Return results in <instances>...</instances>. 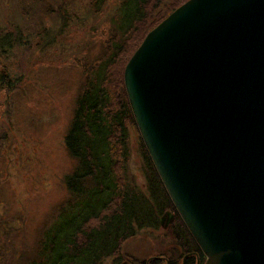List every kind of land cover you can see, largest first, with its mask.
I'll use <instances>...</instances> for the list:
<instances>
[{
  "label": "water",
  "instance_id": "95a60500",
  "mask_svg": "<svg viewBox=\"0 0 264 264\" xmlns=\"http://www.w3.org/2000/svg\"><path fill=\"white\" fill-rule=\"evenodd\" d=\"M145 36L123 82L165 192L205 264H264V0H187Z\"/></svg>",
  "mask_w": 264,
  "mask_h": 264
},
{
  "label": "rangeland",
  "instance_id": "374dc122",
  "mask_svg": "<svg viewBox=\"0 0 264 264\" xmlns=\"http://www.w3.org/2000/svg\"><path fill=\"white\" fill-rule=\"evenodd\" d=\"M117 7V0L106 6L97 0H0V37L12 34L16 41L0 49V264H15L13 249L28 254L68 198L64 177L75 162L64 138L86 77L117 50L111 23ZM137 43L123 44L111 59L107 78L115 95ZM133 126L130 167L139 182V132ZM176 220L124 243L122 264H168L167 257L184 255L173 237ZM188 256L205 264L204 256Z\"/></svg>",
  "mask_w": 264,
  "mask_h": 264
},
{
  "label": "trees",
  "instance_id": "16d2710c",
  "mask_svg": "<svg viewBox=\"0 0 264 264\" xmlns=\"http://www.w3.org/2000/svg\"><path fill=\"white\" fill-rule=\"evenodd\" d=\"M108 1L97 0L103 6ZM186 1L117 0L111 23L118 40H114L117 50L113 51L112 58L123 50V44L138 41L133 54L145 35ZM14 43L12 34L0 37V49L4 52ZM112 58L108 57L90 71L75 101L73 119L64 138L66 151L75 162L64 177L68 198L61 203L50 225L40 230L28 254L13 249L15 264H106L110 259L122 264L119 259L122 245L143 230H158L159 219L166 211L177 216L173 237L184 251V255L175 253L167 257L168 264L181 261V264H195V258H185L189 253L198 254L200 260L205 258L176 215L138 136L141 180L133 178L129 127L135 122L123 77L122 83L118 82L117 95L108 85ZM154 262L162 264V261Z\"/></svg>",
  "mask_w": 264,
  "mask_h": 264
},
{
  "label": "bare ground",
  "instance_id": "6f19581e",
  "mask_svg": "<svg viewBox=\"0 0 264 264\" xmlns=\"http://www.w3.org/2000/svg\"><path fill=\"white\" fill-rule=\"evenodd\" d=\"M149 155V154H148ZM175 213H176V211H175ZM177 214V213H176ZM178 216H179V214H178ZM180 217V216H179ZM181 219V218H180Z\"/></svg>",
  "mask_w": 264,
  "mask_h": 264
}]
</instances>
